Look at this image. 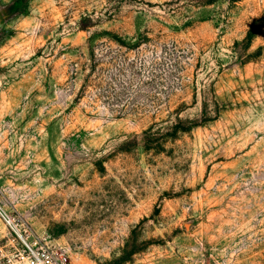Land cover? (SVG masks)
Masks as SVG:
<instances>
[{
  "label": "rangeland",
  "instance_id": "obj_1",
  "mask_svg": "<svg viewBox=\"0 0 264 264\" xmlns=\"http://www.w3.org/2000/svg\"><path fill=\"white\" fill-rule=\"evenodd\" d=\"M0 207L70 264H264V0H0Z\"/></svg>",
  "mask_w": 264,
  "mask_h": 264
},
{
  "label": "built area",
  "instance_id": "obj_2",
  "mask_svg": "<svg viewBox=\"0 0 264 264\" xmlns=\"http://www.w3.org/2000/svg\"><path fill=\"white\" fill-rule=\"evenodd\" d=\"M0 218L16 235L19 244L13 259L8 258L6 264H70L68 252L63 246L57 247L54 243L30 235L26 228L19 227L1 207Z\"/></svg>",
  "mask_w": 264,
  "mask_h": 264
}]
</instances>
